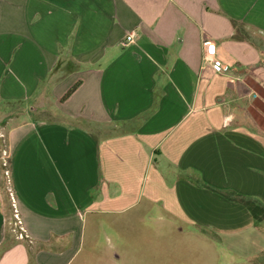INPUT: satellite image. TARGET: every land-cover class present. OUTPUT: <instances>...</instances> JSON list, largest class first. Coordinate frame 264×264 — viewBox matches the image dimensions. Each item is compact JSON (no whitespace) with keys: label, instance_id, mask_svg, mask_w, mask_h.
Segmentation results:
<instances>
[{"label":"crops","instance_id":"0c3cea01","mask_svg":"<svg viewBox=\"0 0 264 264\" xmlns=\"http://www.w3.org/2000/svg\"><path fill=\"white\" fill-rule=\"evenodd\" d=\"M7 75L0 101L19 76L29 103L10 183L34 245L8 238L0 182V264H68L88 214L143 199L264 246L240 201L264 204V0H0Z\"/></svg>","mask_w":264,"mask_h":264},{"label":"rangeland","instance_id":"374dc122","mask_svg":"<svg viewBox=\"0 0 264 264\" xmlns=\"http://www.w3.org/2000/svg\"><path fill=\"white\" fill-rule=\"evenodd\" d=\"M18 78L20 84L12 87L19 96L16 102L9 105L3 103L7 100L0 101L1 116L5 111H12L11 116L17 115L7 124H3L7 117L0 116V182L10 205L8 238L31 248L34 242L27 230L24 231V221L10 183L9 133L20 126L25 116L20 110L29 104L23 97L25 81ZM0 79V87L5 82L12 83L9 75ZM7 93L8 90L3 94ZM30 103L32 105L34 100ZM106 208V211H93L86 216L80 245L68 264H264V246L259 235L247 232L243 236L221 238L188 227L166 211L164 205L147 203L145 199L122 211L112 210L115 207L111 204ZM259 230L264 232V227Z\"/></svg>","mask_w":264,"mask_h":264},{"label":"trees","instance_id":"16d2710c","mask_svg":"<svg viewBox=\"0 0 264 264\" xmlns=\"http://www.w3.org/2000/svg\"><path fill=\"white\" fill-rule=\"evenodd\" d=\"M227 197L230 199H234L233 196L231 195H228ZM240 201L244 205H246L247 208H249V210L253 214L256 225L258 227H260V225H263L264 224V205L262 203H259L257 201L250 200V199L240 198Z\"/></svg>","mask_w":264,"mask_h":264},{"label":"built area","instance_id":"2783aa9c","mask_svg":"<svg viewBox=\"0 0 264 264\" xmlns=\"http://www.w3.org/2000/svg\"><path fill=\"white\" fill-rule=\"evenodd\" d=\"M134 39H135V35L134 34H130L126 38V43L127 44L133 43ZM206 54L211 58L210 60H211L212 65H213V67L215 68L216 71L222 72V71H224V70H226L228 68L220 60L212 59V57H213V49H212L210 43H206ZM16 217L19 218V215L17 214ZM23 230H24V228H23ZM24 231H26V229Z\"/></svg>","mask_w":264,"mask_h":264}]
</instances>
